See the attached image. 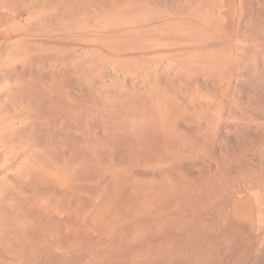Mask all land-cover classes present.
I'll return each instance as SVG.
<instances>
[{
	"label": "bare ground",
	"instance_id": "obj_1",
	"mask_svg": "<svg viewBox=\"0 0 264 264\" xmlns=\"http://www.w3.org/2000/svg\"><path fill=\"white\" fill-rule=\"evenodd\" d=\"M184 3L0 0V264H225L238 250L240 224L258 221L253 205L255 218L243 211L256 194L232 173L236 146L227 165L216 151L232 122L239 136L264 121L252 124L264 108V25L246 28L248 0ZM209 144L220 148L209 161L233 162L238 183L226 168L227 184L223 170L206 174ZM189 157L207 169L201 189Z\"/></svg>",
	"mask_w": 264,
	"mask_h": 264
},
{
	"label": "rangeland",
	"instance_id": "obj_2",
	"mask_svg": "<svg viewBox=\"0 0 264 264\" xmlns=\"http://www.w3.org/2000/svg\"><path fill=\"white\" fill-rule=\"evenodd\" d=\"M182 1H183V0H182ZM262 1H263V0H262ZM262 1H260V0L257 1V0H256L257 3L255 4V1H254V0H250V1L248 0V9L252 7V8H251L252 12H251V11H249V12H251V13L254 12V13H253L254 16H253L251 13L248 12V13L250 14V15H248V16L250 17V18L248 17V20L250 19L251 21H250V20H249V21L246 20V23H248L247 26H246V23H245V26H246L247 29H251V30L253 31L254 28L259 27V26L261 27L262 25H264V23H262V22H264V18H263V16H264V12H263V10L261 9L262 6H260V5H262V3H261ZM184 2H187V3H188V0H186V1L184 0ZM253 2H254V3H253ZM258 2H260L261 4L258 3ZM187 3H184V4H183L184 7L186 6ZM253 4H254V5H253ZM258 4H260V5H258ZM256 5H257V7H256ZM254 7H256V9L258 10L257 14L259 13V14H258L259 17H256V16H255V15H257V14L255 13L257 10L254 9ZM259 7H261V8H259ZM263 9H264V7H263ZM249 10H250V9H249ZM254 10H256V11H254ZM261 10H262V11H261ZM260 13H261V17H262L263 19L260 18ZM258 15H257V16H258ZM262 15H263V16H262ZM251 17H254V18L251 19ZM255 17H256V18H255ZM257 18H259V19H258L259 22L261 21L260 19H262V21H261L260 23L257 22V21L255 22V20H256ZM250 22H251V23L254 22V23L251 24ZM258 23H259L260 25H258ZM255 24H257V26H256ZM251 25H252L253 29H252ZM255 26H256V27H255ZM260 27H259V28H260ZM262 28H264V27H262ZM251 30H249V32H250ZM256 30L259 31V29H257V28H256ZM256 30L254 29V31H253V32L251 31V32H252L253 34L256 32V34H257L258 31H256ZM262 30H264V29H262ZM262 30H260V32H258V34H257L258 36L260 35V37H261V34H259V33H262V36L264 35V31H262ZM249 32H248V30H246V31H245V35H247L246 33H248L251 37H253V36H252L253 34H251V33H249ZM257 35H256V36H257ZM250 36H249L248 38H250ZM256 36H255V37H256ZM258 36H257V39L260 40V37H258ZM246 37H247V36H246ZM255 37H253V38L256 39ZM263 37H264V36H263ZM263 37H262V38H263ZM262 38H261V39H262ZM263 39H264V38H263ZM252 40H253V39H251V42H250V45H251V46H250V47L253 48L255 44L252 43ZM259 40H258V42H259ZM261 41H264V40H261ZM261 41H260V42H261ZM253 42L255 43L256 41L253 40ZM258 42H257V43H258ZM252 44H253V46H252ZM259 44H260V43H258V45H259ZM261 44H262V42H261ZM261 44H260L259 46H260V47H262V46L264 47V44H263L262 46H261ZM256 45H257V44H256ZM256 45H255V48L251 49V51H254V49L257 48L258 45H257V46H256ZM259 46H258V48H259ZM263 47H262V48H259V50L256 49V50H258V51L255 50L256 53L260 51V53H257L256 55H258V54L261 55V52L264 51V50H263ZM261 50H262V51H261ZM255 51H254V52H255ZM254 52H253V53H254ZM253 53H252V55H253ZM254 55H255V54H254ZM250 73H251V71H250ZM209 87H210V86H209ZM212 87H213V86H211V89H212ZM250 87H251V86H250ZM250 87H249V92H248V93H250L251 91H253V92L255 91V92H254V93H255L254 95L258 96L257 93H258L259 91L257 92L256 90H254V89H252V88H251V90H250ZM213 88H214V87H213ZM212 90H213V89H212ZM215 91H216V88L213 90V92L211 91L212 94H213ZM216 93H217V92H216ZM250 94H251V93H250ZM250 94H248V95H250ZM254 95H252V96L250 95V96H251L250 100L252 99V101H253L254 98H255V100L258 98V97L256 98V96H254ZM253 97H254V98H253ZM248 98H249V96H248ZM249 107H250V105H249L247 108H249ZM253 107H254V106H252V108H253ZM250 108H251V107H250ZM254 108L256 109V111H257L258 109H261V108H256V107H254ZM255 109H253L252 111L255 112ZM263 109H264V108H263ZM263 109H261L262 111H260V112L258 111V113L261 114V116H259V115L257 116V115H255L254 113H253V114H254L255 116L252 115V114L250 115V113H251L252 111H251L250 109H248V113H247L246 117H249V118H250V116H252V117L254 116L255 118L258 117V118H256L257 120H256L255 118H253V119L251 118L252 120L255 119V122L253 121V123H252L253 125H254L255 123H257L256 121H258V123H261V122L264 120V118H262V117H264V116H262ZM249 111H251V112L249 113ZM256 113H257V112H256ZM258 113H257V114H258ZM249 115H250V116H249ZM259 118L262 119L261 122H259V121H260V120H258ZM247 119H248V118H247ZM244 120H246V119H244ZM248 120H249V119H248ZM235 122H236V121H235ZM237 122L240 123V121H237ZM241 122H242V120H241ZM249 122H251V121H249ZM249 122L247 121L246 123H249ZM232 123L235 124L234 122H232ZM243 123L245 124L244 121H243ZM243 123H240V124L244 125ZM262 123H264V121H263ZM262 123H261V124H262ZM233 124H232V127H233ZM252 124L249 123V125H247V127H248V126L250 127V125L253 126ZM261 124H259V126H256L257 124H255V127H258L259 132H260V127H261L260 125H261ZM227 126H228V125H227ZM229 126H231V124H229ZM245 126H246V124H245ZM232 127H231V128H230V127H225V128H228L230 131H226V132H229V133H228V134L223 133L224 136H223V135H222V136H223L224 138L228 136L227 139H229V137H230L231 139L227 140L226 138H225V139H224V138H221L219 142H222V141H223V142H222L221 144L218 143V145H221V146H219V147H222V146H223L222 144L225 143V142H226V143H225V146H228L227 144H228L229 142L231 143V141H233L232 138L236 139L237 142H238V140H239L240 138H243V139H245V140L247 139V140H246V141H247V142H246L247 144L245 143L247 146H246L245 144H242V143H241V142L244 143L245 140L240 139V140H242V141H239V142L236 143V144H235L236 141H235V142L233 141L234 144H233V143H232V144L229 143V145H230L231 147H232V146H233V147L236 146V150H238V151H236V150L234 151V148H235V147H234V148H233V147H232V148L230 147L231 149H229V148L227 147V148H225V149H226V150H225V149L223 148V147H225V146H223L222 148H223V150H225V151H223L222 148H221L220 151H221V152L223 151V152L221 153V152H219V151H216V149L218 148V146L216 147L217 144H215V145H213V146H211V145L209 144V145L211 146V148H210V147H208V149L206 148L207 151H205V152H206V154H207L208 156H209L208 153H211V154H212V152H214V154H216V152H217L218 155H219V153H220V155H221V154L223 155L222 157L219 155V156L222 158L221 160H223V157L225 158L224 160H226V159L230 158L231 156H233V155H230V154L228 155V152H227V151H229V150H231L230 152H233V151L236 152L238 155H239V152H241L242 155H241V154H240V155H241L242 157L239 155V156L241 157V159H240V158L238 157V155H237V158H239L240 161H239L238 159H236V160H237V161H236V160H234V157H233V159H232V157H231V158H230L231 160L228 159L227 162H230V161H233V162H234V161H236V162H234L236 165H237V162H239V164L241 163L240 165H243V163L245 162L243 167L240 166V165H238V167L236 166V168H235V164H234V166L232 165L234 168H232V166H230V165H231L233 162L230 163L229 167L232 168V173H236V174H237L239 171H242V170L245 171V170L248 168L247 171H245L246 173H248V170L250 171V173H253V172H254V174H249V173H248V175H250V176H248L249 179L251 178L250 180H248V178H246V175H247V174L245 175V174L243 173V171H242L241 174H239V173H240V172H239V173H238L239 176L237 175L238 177H237V176H236V177H237V178H241L240 182H242V179H243L244 177H245V179H247L248 181H251V180L253 179L252 177L255 176L256 173H258L257 170H258L259 168L257 169V165H262L261 167H260V166H259V167H260V169H261V168L263 169L264 161H262V159H263L264 155H262V157H261V154L264 153V152H263V151H262V152L259 151L257 147H258L259 145H261V146L264 145V144H262V143L264 142V137H262L263 139H262V142H261V136H262V135H260V138H259V136H258L259 132H256L258 129H256V130H252V131H254L255 133L250 131V134H251V137H250V138H253V139L255 138L256 141H258L257 138L260 139V143H258V142H259V141H258V142H257L258 145L255 144V145H256V149H254V147L251 146V144H252L253 142L251 141L250 138H248V136H250V134H249V132H248L249 129H248V131H247V133H248L249 135H246V133L243 134V132H242V134H241V132H240V134L238 133L239 136H242V135H243V136H247V138H244V137H239L238 135H235V132H233V131H234L233 129H234L235 125H234L233 128H232ZM249 127H248V128H249ZM253 127H254V126H253ZM253 127H250V129H254V128H255V127H254V128H253ZM245 128H246V127H245ZM261 128H262L261 131H263V129H264V128H263V124H262V127H261ZM228 129H227V130H228ZM231 129H232V130H231ZM246 129H247V128H246ZM246 129H245L244 131H246ZM225 130H226V129H225ZM235 130H236V133H237V129H235ZM238 131H239V130H238ZM230 132H232V133H230ZM263 132H264V131H263ZM233 133H234L235 136L233 135ZM256 133H258V134H257V137H254V135L256 136ZM225 134H226V136H225ZM229 134H230V135L232 134V135L230 136ZM253 134H254V135H253ZM260 134H263V133H260ZM233 136H234V137H233ZM252 136H253V137H252ZM238 137H239V138H238ZM237 138H238V139H237ZM222 139H224V140H222ZM253 139H252V140H253ZM225 140H226V141H225ZM249 140H250V142H249ZM224 141H225V142H224ZM248 142H249L250 145L248 144ZM251 142H252V143H251ZM255 143H256V142H255ZM211 144H212V143H211ZM213 144H214V143H213ZM209 145H208V146H209ZM242 145H243L244 147H248L249 150H247L248 148H243ZM249 146H251V147H249ZM261 146L259 147V149L261 150V149L263 148V150H264V146H262V148H261ZM213 147H214V150H215L216 152L213 151ZM241 147H242V148H241ZM252 147H253L254 150H256L255 152L253 151ZM219 149H220V148H219ZM219 149H217V150H219ZM227 149H228V150H227ZM232 149H233V151H232ZM243 149H246V150H243ZM250 149H251V150H250ZM204 150H205V149H204ZM208 150H210V151L212 150V151H211V152H210V151L208 152ZM239 150H240V151H239ZM241 150L244 151V152L246 151V153L242 152ZM257 150H258V151H257ZM251 151H252V152H251ZM200 152H201V153H200V155H201V154L203 153V150H202V151L200 150ZM205 152H204V153H205ZM225 152H226V157H227V155H228L229 157H227V158L225 157V155L223 154V153H225ZM234 152H233V153H234ZM249 152L252 153V154L250 153V154L252 155V157L250 156V154H249L250 157L247 156V155H248L247 153H249ZM236 153H234L235 156H236ZM258 153H259V154H258ZM214 154L210 155V156H212V157H210V156L207 157V156H206L207 159H205L206 157L201 156V157H203L202 159H204V161H205L206 163H207V161H208V163L206 164V166L211 164L212 166H215L214 168H216V166L218 167V166L220 165V164H217V163H215V162H214V163L212 162V161H214V160H212V159H215V158H216L215 161H216V160L219 161L218 159H220L218 155H214ZM231 154H232V153H231ZM245 154H246L247 157H249V158H248L249 160L251 159L250 162H249V160L247 159V157L245 156ZM258 155H259V156H258ZM215 156H216V157H215ZM191 157H192V156H191ZM245 157H246V158H245ZM208 158H212V159H210V161H209ZM235 158H236V157H235ZM242 158H243V160H242ZM256 158H257V159H256ZM260 158H261V159H260ZM188 159L191 161V159H190V157H189V158H187L183 163H185L186 161L188 162ZM195 159H196V157H194V160H192V161H193V162H191L192 164L190 163V161H189L188 163H189V165L192 166V167H196V166H197V168H194V169H193V168H191L190 166H187L188 164H185V165L187 166L188 172H189L190 168H191V170H196V171H194V172L196 173V176H193L194 181H195V179H196L195 177H197L198 175H201V174H199V173H201V172L203 173V170H202V171L199 170V169H202V168H201L202 165L200 164L201 162L198 161V158H197L196 160H195ZM253 159H254V160H253ZM211 160H212V161H211ZM224 160H223L222 162H226V161H224ZM229 160H230V161H229ZM252 160H253L255 163H251ZM263 160H264V159H263ZM197 161H198L199 163H198ZM201 161L203 162L202 164H204V161H203V160H201ZM194 162H197L198 165H197V163H194ZM211 162H212V163H211ZM220 162H221V161H220ZM222 162H221V163H222ZM227 162H226V165H227ZM256 162H257V163H256ZM183 163H182V165H184ZM218 163H219V162H218ZM249 163H250L251 165H250ZM258 163H260V164H258ZM195 164H196V166H195ZM199 164H200L201 167H199ZM213 164H214V165H213ZM246 164H247V165H246ZM255 164H256V165H255ZM185 165H184V166H185ZM211 165L207 167V169H210V170H208V171H209L208 173H207V171H206L207 169H206V168H203V169H205V170H204V173L202 174V175H204L203 178L200 177V176H199V178L197 177V178H198V183H199V184L197 183V184H198L197 187H199L201 184H204V185H205V184L207 183L206 181H207L209 178H208L207 175H205V171H206V174H209L211 170H212L214 173L216 172L217 169L220 170L221 172H222V170H223V175H222V174H216V173H215V175H217L218 177L223 176V177L220 178L221 181H222V178H224V180L226 181L225 176H227V175L224 173V171L227 170V173L231 174V170H230V168H229V170H228V166L225 167L226 170H224L225 168L222 167V166H219V168H216L215 170H213L214 168L211 167ZM222 165H223V164H222ZM226 165H225V163H224V166H226ZM206 166H205V164H204V167H206ZM245 166H247V168H246ZM248 166H254L256 169H254V167H253V168H252V167L250 168V167H248ZM198 167H199V169H198ZM209 167H210V168H209ZM240 167H242V168H240ZM244 167H245V170L243 169ZM212 168H213V169H212ZM220 168H222V169H220ZM187 169L185 168V170H187ZM197 169H198V170H197ZM236 169H237L238 171H237ZM240 169H241V170H240ZM251 169H252V170H251ZM253 169H254L255 171H253ZM260 169H259L260 173L264 174V173H263V172H264V169H263V170H262V169L260 170ZM218 170H217V171H218ZM142 171L145 172V170H142ZM148 171H151V170H148ZM148 171H146V173H147ZM197 171H198V173H197ZM212 171H211V172H212ZM220 171H218L217 173H219ZM228 171H230V172H228ZM233 171H234V172H233ZM235 171H236V172H235ZM251 171H253V172H251ZM262 171H263V172H262ZM188 172H186L187 175L189 174ZM192 172H193V171H192ZM192 172L190 171V173H191L192 175H194ZM221 172H220V173H221ZM146 173H145V174H146ZM149 173H150V172H149ZM149 173H148V174H149ZM214 173H212V174L210 173V175L213 176ZM142 174H144V173L142 172ZM191 174H190V175H191ZM224 174H225V175H224ZM243 174H244V175H243ZM258 174H259V173H258ZM258 174H256V175H258ZM262 174H261L260 176L263 177V179L259 176L261 180H260V179L258 178V176H257V179L260 181V182L257 181V182H259V184L255 181V180H256V179H255L256 176L254 177V181L252 180V182H248L247 180L244 179L243 182L247 181V182H245V185L247 186L248 189L246 188L245 185H243V184H244L243 182H242L243 184H242V183L239 184V185H240L239 187L243 186V188L241 187L242 190L244 189V187H245L246 191L249 190L248 195H247V194L245 195L246 198H247V196L250 197L249 194H251V197H252V198H253V195L256 194V197H255V195H254V199H253V200H250V199H251V198H250V199H249L250 201H248L247 199L244 198V203H243V201H242V203H243V205H244L246 202H248V204H251V205H249V206H250V207H249L248 204L246 203V205H245V206H246V209H243V211H244V215H245V214H248V215L251 216V217L254 216V218L257 216V218L255 219V221L258 220L259 222L257 221V222L255 223V225H253L252 222H248V221L246 220L245 222L250 223V225L252 224V227H253L254 229L252 228L251 230H250V229H247V228H248V227H247V224H245L244 222H242V223L240 224V225L243 227V228L240 227V229H241V228L244 229V227H246V228H245L246 231H247V230H249V231H247V233H246L245 230H244V231H243L242 229L239 230L240 232H241V231L244 232V234H243V233H241V234L238 233V235H242V237H243V236H245V237L242 238V237H240V236L237 235V236H238V239H236V240H237L238 242L236 241L237 244L235 243L236 246H235L234 248H237V246H238V250H235V249H234V250L236 251V252H235V251L233 250L235 253H233V252L229 253L228 257L230 256V257H229L230 259L227 258V256H226V252H223V253H225L224 256H226V258H227V259H226L227 262H224L225 264H244V262H245L246 264H249L250 262H251L250 264H254L255 261L257 262V263H255V264H259L258 262H260V264H264V260H263V258H264V253H261V252H264V251H263V249H264V244H263V243H264V241H263V240H264V237H263V236H264V226H262V225H264V221L262 220V218L264 219V215H263V214H264V200H263V199H264V185H263V184H264V175H262ZM187 175H186V176H187ZM192 175H191V177H192ZM234 175H235V174H234ZM234 175L231 174L232 177L230 176V179H227V180H229L228 182H230V180L235 182V180L232 179V178H235ZM241 175H243V176H241ZM251 175H252V176H251ZM188 176H189V175H188ZM206 176H207V177H206ZM228 176H229V175H228ZM228 176H227V177H228ZM204 177H205V180H204ZM210 177H211V176H210ZM218 177H217V178H218ZM189 178H190V176H189ZM189 178H188V179H189ZM201 178L203 179L202 182H206V183H202V182L200 183L199 179H201ZM213 178H214V176L211 177V179H213ZM215 178H216V176H215ZM215 178H214V179H215ZM217 178H216V179H217ZM228 178H229V177H228ZM237 178H235V179L237 180L236 182L238 183V182H239V179H237ZM206 179H207V180H206ZM214 179H213V180H214ZM190 180H192V178H190ZM224 180H223V183H222V184H220L221 182H220L219 184H220V185L225 184V183H224ZM192 181H193V180H192ZM194 181H193V182H194ZM209 181H210V179H209ZM261 181H262V182H261ZM193 182H192V183H193ZM217 182H219V180H218ZM236 182H235V184H236ZM255 182H256V183H255ZM195 183H196V181H195ZM208 183H210V182H208ZM208 183H207V184H208ZM230 183H233V182H230ZM247 183H248V185H247ZM254 183H255V184H254ZM197 184H195V185H197ZM226 184H227V181H226ZM233 184H234V183H233ZM249 184H251V186H253V187H251ZM204 185H203V186H204ZM228 185H229V183H228ZM228 185H227V187H228ZM230 185H231V184H230ZM230 185H229V188H230ZM255 185H258L259 187L257 186V187H258V188H257ZM203 186H202V187H203ZM234 186H236V185H234ZM237 186H238V185H237ZM237 186H236V187H237ZM248 186H249V187H248ZM207 187H208V186H207ZM232 187H233V185L231 186V188H232ZM239 187H237V188L239 189ZM255 187L258 189L259 192L257 191V189H256ZM199 188H200V187H199ZM205 188H206V187H205ZM220 188L222 189V186H220L219 189H220ZM223 188H226V185H224ZM237 188L234 187V189H233V188H232V189L235 190V189H237ZM251 188H253V189H252V193H251V191H250ZM200 189H201V188H200ZM221 189H220V190H221ZM232 189H231V190H232ZM245 189H244V190H245ZM254 189H255V190H254ZM262 189H263V190H262ZM239 190H240V189H239ZM239 190H237V191H239ZM253 190H254L255 192H254ZM256 191H257V193H256ZM247 192H248V191H247ZM260 195H261V196H260ZM259 196H260V197H259ZM262 196H263V197H262ZM255 198H256V199H255ZM258 199H259V200H258ZM246 200H247V201H246ZM254 200H255L256 202H253ZM260 200H261V202H259ZM245 201H246V202H245ZM251 201H252V203H251ZM240 205H242V204H240ZM252 205L254 206V208H255V210H256L255 212H257V213H254V214H256V216H255L254 214H253V215L251 214V213L254 212V211H253L254 209L252 208V207H253ZM257 205H258V207H257ZM260 205H261V206H260ZM245 206H243V207H245ZM247 206H248L249 208H247ZM243 207H242V208H243ZM261 207H263V208L261 209ZM251 208H252V209H251ZM257 208H258V209H257ZM248 210H249V211H248ZM251 210H252L253 212H251ZM257 210H258V211H257ZM245 211H248V212L246 213ZM250 212H251V213H250ZM259 212H260L261 214H262V212H263V214L261 215ZM250 214H251V215H250ZM241 216H242V215L240 214L239 217L241 218ZM249 216H247V215H246L245 217L242 216V218L244 217V220H245V219H248ZM259 216H260V218H259ZM239 217H237V218H239ZM246 217H247V218H246ZM240 218H239V219H240ZM242 218H241V220L244 221ZM259 219H260V220H259ZM251 220H252V218H251ZM261 220H262V221H261ZM260 222H261V223H260ZM239 223H240V222H239ZM243 223H244L246 226H245V225H242ZM262 223H263V224H262ZM248 225H249V224H248ZM256 225H257V226H256ZM260 225H261V226H260ZM258 226H259V227H258ZM249 227H250V226H249ZM255 227H256V228H255ZM260 227H261V228H260ZM255 229H256L257 231H255V232L253 231V232H252V230H255ZM258 229H260V230H258ZM250 231H251V234H250ZM248 233H249V234H248ZM252 233H253V234H252ZM254 234H256V235H254ZM257 235H258V236H257ZM260 235H261V236H260ZM237 236H236V237H237ZM247 236H248V237H247ZM249 236H250V238H251V237H252V238L250 239ZM255 236H257V238H256ZM259 236H260V237H259ZM239 237H240V240H239ZM244 238H246V240H245ZM242 239H243V240H242ZM248 239H249V240H248ZM252 239H253V240H252ZM256 239H257V240H256ZM259 239H260V240H259ZM244 240H245V241H244ZM247 240H248V242H249V241H250V242H249V243L246 242ZM258 240H259V241H258ZM210 241H211V240H210ZM210 241H209V242H210ZM239 241H240V242H239ZM253 241H255V242H253ZM251 242H253V243H251ZM257 242H258V243H261V244H258ZM239 243H240V244H239ZM246 243H248V244H246ZM250 243H251V244H250ZM208 244H209V243H208ZM238 244H239V245H238ZM243 244H245L246 246L243 245ZM254 244H255V245H254ZM256 244H257V245H256ZM209 245H210V244H209ZM251 245H252L253 247H252ZM258 245H259V246H258ZM247 246H248V247L251 246V249H249V250H253L252 253H251V252L248 253L249 251H248V252L245 251V249H246L245 247H247ZM239 247H240V248H239ZM243 247H244V248H243ZM248 247H247V250H248ZM255 247H256V248H255ZM257 247H258V248H257ZM254 248H255V249H254ZM256 249H257V250L259 249L260 251L258 250V251L256 252ZM239 250H240L241 252H240ZM243 250L245 251L244 253L242 252ZM238 251H239V253H237ZM255 252H256L257 254H260V256H259V255L257 256V255L255 254ZM221 253H222V251H221ZM223 253H222V254H223ZM236 253H237L239 256H238V255H235ZM240 253H241V255H240ZM247 253H248L249 256L252 255V254H255V255H252V256L249 258V256H247ZM231 254H234V256H231ZM243 254H244V256H243ZM261 255H263V256H261ZM222 256H223V255H222ZM224 256H223V257H224ZM237 256H238V258H237ZM245 256L248 257V259H247ZM253 256H254V258H255L254 260L251 259ZM255 256H256V257H255ZM232 257H233V258H232ZM235 257H236V258H235ZM239 257H240V258H239ZM242 257H245V258H242ZM258 257L261 258V259H259ZM241 258H242V259H241ZM256 258L259 259V261H258ZM228 259H229V260H228ZM236 259H239V260L237 261ZM246 259H247V260H246ZM250 259H251V260H250ZM232 260H233V261H232ZM235 260L237 261V263H235ZM248 260H250V261H248ZM243 261H244V262H243ZM246 261H248V263H247ZM219 262L221 263L220 260H219ZM228 262H229V263H228ZM231 262H232V263H231ZM238 262H239V263H238ZM241 262H242V263H241ZM216 263H217V262H216ZM217 264H219V263H217Z\"/></svg>",
	"mask_w": 264,
	"mask_h": 264
}]
</instances>
